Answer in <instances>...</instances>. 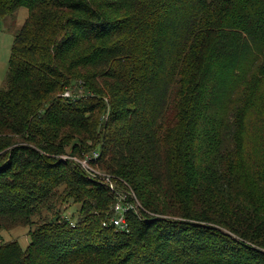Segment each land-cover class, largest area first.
Instances as JSON below:
<instances>
[{"label": "trees", "instance_id": "16d2710c", "mask_svg": "<svg viewBox=\"0 0 264 264\" xmlns=\"http://www.w3.org/2000/svg\"><path fill=\"white\" fill-rule=\"evenodd\" d=\"M20 8L0 264H264V0H0V21ZM64 156L136 200L127 232ZM18 226L24 249L1 236Z\"/></svg>", "mask_w": 264, "mask_h": 264}, {"label": "rangeland", "instance_id": "374dc122", "mask_svg": "<svg viewBox=\"0 0 264 264\" xmlns=\"http://www.w3.org/2000/svg\"><path fill=\"white\" fill-rule=\"evenodd\" d=\"M27 15L28 11L25 8H20L13 15L7 16L0 21V89L6 88L7 85L8 60L11 54V45L14 35L22 26ZM80 93L79 90L78 95H82ZM76 213L77 206L70 205L66 214H68L67 217L71 218V216L76 215ZM36 220L37 218H35V221ZM28 231L29 228L18 226L9 229L8 232H2L1 236L4 243L16 240L24 249L29 243Z\"/></svg>", "mask_w": 264, "mask_h": 264}, {"label": "built area", "instance_id": "2783aa9c", "mask_svg": "<svg viewBox=\"0 0 264 264\" xmlns=\"http://www.w3.org/2000/svg\"><path fill=\"white\" fill-rule=\"evenodd\" d=\"M65 97L69 96L68 92H65L64 95ZM96 157V155H95ZM63 160H73L74 162H76L78 165L81 166L82 169H84L90 176L92 177H101L105 180V182L108 184L109 188L115 192V204L112 207V212H113V216L107 221L105 222L103 225L104 226H111L113 227L115 230L123 233V232H127L128 230V224L126 222V218L125 215L129 210H134L138 213V204L135 200V204H132L128 201L127 199V195L123 194L122 192H120V190L111 182V177L102 174L100 172H97L93 169H91L88 165V161L84 160V161H79L76 160L75 158H70V157H62Z\"/></svg>", "mask_w": 264, "mask_h": 264}]
</instances>
